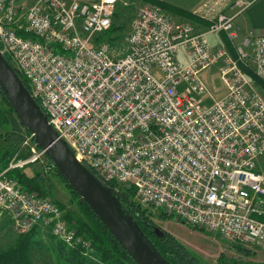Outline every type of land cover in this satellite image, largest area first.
Here are the masks:
<instances>
[{
	"label": "built area",
	"instance_id": "obj_1",
	"mask_svg": "<svg viewBox=\"0 0 264 264\" xmlns=\"http://www.w3.org/2000/svg\"><path fill=\"white\" fill-rule=\"evenodd\" d=\"M121 1L0 0V52L26 78L57 137L103 182L134 187L141 204L179 222L264 247V95L243 68L264 81V34L237 42L235 23L256 0H237L233 14L223 10L227 0H208L195 11L210 21L204 31L145 3L116 54L94 38ZM222 33L235 55L224 41L212 43ZM212 65L225 94L204 104L211 93L202 72ZM23 137L29 155L0 166V211L18 233L43 227L92 257L66 208L8 176L36 161L55 165L32 132Z\"/></svg>",
	"mask_w": 264,
	"mask_h": 264
},
{
	"label": "trees",
	"instance_id": "obj_2",
	"mask_svg": "<svg viewBox=\"0 0 264 264\" xmlns=\"http://www.w3.org/2000/svg\"><path fill=\"white\" fill-rule=\"evenodd\" d=\"M146 2L154 3L161 6L165 11L177 15L182 18H187L193 22L209 25L207 18L191 12L187 9L174 5L164 0H144ZM120 3H118L116 10ZM116 14V11H115ZM114 19V18H113ZM114 22L110 28L103 33L95 36L96 40H108L113 46H116L119 35L116 34ZM226 45L235 55V49L231 41L224 36ZM9 63V58L3 55ZM10 64V63H9ZM11 65V64H10ZM15 73L23 83V85L30 91V87L26 78L14 67ZM245 73L256 83L261 89H264V81L255 73V70L250 66H244ZM36 104L39 105L37 100ZM42 109V108H41ZM43 111V110H42ZM0 130L3 131L5 139L11 141L14 145L20 146L24 139V134L30 132L19 121L18 116L12 106L4 88L0 83ZM0 135H2L0 133ZM10 136L12 138H10ZM27 148V147H26ZM23 147L19 152L18 158H25L29 155L28 149ZM7 151L0 157V166L6 167L10 160L6 158ZM49 162V160H48ZM54 176L68 187L70 193V200L74 201L77 207V212L73 210L67 211L69 220L75 222V226L79 234H82L90 240L94 248V255L98 256L100 262L104 264H139L129 253L122 247L119 241L114 237L106 225L96 216L86 201L73 188L67 179L60 173L56 165L50 169ZM92 171V170H91ZM92 173H94L92 171ZM99 180L100 178L94 174ZM8 176L15 178L20 185L28 190L40 195H47V191L43 185V177L40 171L28 173L24 169L15 168L8 171ZM105 189L112 197L119 212L134 226L141 238L150 246L152 250L157 252L164 260L171 264H205L196 256L188 245L181 242L168 230L156 225L151 219V211L147 207H142L140 202L135 197L134 187H118L115 182H105ZM62 207L64 204L58 202ZM162 212V211H161ZM164 213V212H163ZM165 214V213H164ZM164 218H171L165 214L161 215ZM204 230V229H202ZM37 228L34 227L27 232L18 233L14 243L6 248L0 250V264H33L31 260V249L35 244V235ZM65 246L62 242H60ZM72 258L77 264H80L83 258H91L84 255L79 249H70ZM92 256V257H93ZM216 264H264L257 262L237 263L233 258H228L225 254H221Z\"/></svg>",
	"mask_w": 264,
	"mask_h": 264
},
{
	"label": "rangeland",
	"instance_id": "obj_3",
	"mask_svg": "<svg viewBox=\"0 0 264 264\" xmlns=\"http://www.w3.org/2000/svg\"><path fill=\"white\" fill-rule=\"evenodd\" d=\"M27 5H30L32 0H24ZM201 3L200 8L205 2ZM233 0H227L224 4V9L230 12L231 2ZM119 6L114 14L113 22L116 29V34L119 35L115 46V53H123L126 45L124 38L130 31L132 26V20L134 19L138 9L146 2L144 0H122L119 2ZM32 4V3H31ZM168 15L173 20H188L177 15H173L168 12ZM241 17L236 19V23H239ZM244 30V29H243ZM219 36V35H218ZM217 36H210L213 44L219 43L215 41ZM240 41V40H238ZM181 56V53H179ZM9 63L15 67L12 60L9 59ZM202 78L206 82L211 94L206 95L203 98L204 104L213 102L214 99L220 98L225 94V85L221 80L219 73V65H212L210 68L202 72ZM264 95V89H260ZM196 97L195 94H193ZM0 157L7 151L6 158L8 160L17 159L19 152L22 151L26 145L20 146L14 145L11 141L5 139L3 131L0 130ZM10 138H12L10 136ZM27 149V148H26ZM21 169H24L28 173L34 171H40L43 177V185L47 191V196L53 198L57 202L64 204L66 211L73 210L77 212V207L74 201L70 200V193L68 187L64 182L60 181L53 175L52 171L44 161H36L24 165ZM126 188V187H124ZM141 204V203H139ZM142 207H147L152 215V221L171 232L181 242L188 245L193 253L200 258L205 264H216L218 257L223 253L228 258H233L237 263H249V262H264V247L260 244L240 243L235 240H229L218 232L208 231L206 229L194 228L186 222H179L173 218H164L161 215L165 214L160 209L141 204ZM18 232L13 228L12 216L4 211H0V250H5L11 246L17 238ZM70 249L67 246H63L56 238L46 232L45 228L38 227L35 235V244L33 245L30 255L33 264H77L76 260L72 258ZM80 264H104L100 262L97 255L91 258H83Z\"/></svg>",
	"mask_w": 264,
	"mask_h": 264
},
{
	"label": "water",
	"instance_id": "obj_4",
	"mask_svg": "<svg viewBox=\"0 0 264 264\" xmlns=\"http://www.w3.org/2000/svg\"><path fill=\"white\" fill-rule=\"evenodd\" d=\"M0 52V83L4 88L19 121L34 134L35 142L45 148L47 156L60 173L106 225L122 247L139 264H171L141 238L134 226L119 212L115 202L92 171L78 162L71 149L48 122L29 90Z\"/></svg>",
	"mask_w": 264,
	"mask_h": 264
},
{
	"label": "crops",
	"instance_id": "obj_5",
	"mask_svg": "<svg viewBox=\"0 0 264 264\" xmlns=\"http://www.w3.org/2000/svg\"><path fill=\"white\" fill-rule=\"evenodd\" d=\"M164 1H167L169 3L177 5L179 7L184 8V9H187L191 12H195L196 10L200 9L201 3L204 0H164ZM236 1L237 0H233L231 2L232 6H230V12H227L228 10L226 11L225 9H223L224 12L230 13V14L235 13L238 10V7L234 6ZM243 1H247V0H243ZM33 2H35V0H32L30 2V4ZM238 17H241V20L239 23H236V19ZM189 21H191V20H189ZM193 23H195L197 25V30H199V31H204L209 26V25H204V24L196 23V22H193ZM235 23L240 28V36L238 39L240 41L242 39H244V37L250 36L251 32L254 34H264V0H256L252 4L245 7L243 9V11L239 15H237V17L235 18ZM224 36H226V35L224 33H222L220 36L216 37L215 41L221 42V40H222L225 42ZM238 40H237V42H239ZM249 50H250V52H252V48L249 47Z\"/></svg>",
	"mask_w": 264,
	"mask_h": 264
},
{
	"label": "bare ground",
	"instance_id": "obj_6",
	"mask_svg": "<svg viewBox=\"0 0 264 264\" xmlns=\"http://www.w3.org/2000/svg\"><path fill=\"white\" fill-rule=\"evenodd\" d=\"M113 45V44H112ZM16 68V67H15ZM14 170V169H13ZM12 177V176H11Z\"/></svg>",
	"mask_w": 264,
	"mask_h": 264
}]
</instances>
